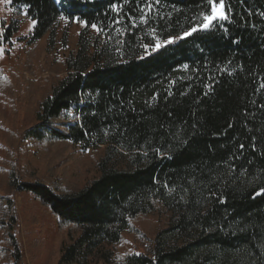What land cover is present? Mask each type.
Returning a JSON list of instances; mask_svg holds the SVG:
<instances>
[{"label":"trees","instance_id":"16d2710c","mask_svg":"<svg viewBox=\"0 0 264 264\" xmlns=\"http://www.w3.org/2000/svg\"><path fill=\"white\" fill-rule=\"evenodd\" d=\"M144 3L9 4L30 6V42L53 38L61 15L104 32L84 27L68 54L46 59L54 75L41 79L42 92L18 59L0 65V264H27L21 194L67 237L56 264H264V195L254 196L264 188V0H225L229 20L157 51L143 45L180 35L208 6L160 0L145 24ZM7 25L0 43L12 46ZM53 145L91 149L99 174L70 183L51 161Z\"/></svg>","mask_w":264,"mask_h":264},{"label":"rangeland","instance_id":"374dc122","mask_svg":"<svg viewBox=\"0 0 264 264\" xmlns=\"http://www.w3.org/2000/svg\"><path fill=\"white\" fill-rule=\"evenodd\" d=\"M57 1L59 2V0ZM8 8H12L13 11L9 12ZM20 8L0 3V23H11L16 28V33L13 36L14 44L12 46L0 44V47L5 49V53L0 55V65L8 64L15 67L16 59H18L21 62L20 73L30 79L33 88L42 92L41 88H36L40 85L41 79L54 75L53 71L47 68L46 59L55 60L75 48L84 26L68 19L67 22L60 20L55 28L53 38L46 34L37 41L30 42L29 37L33 27L30 26V20L18 10ZM91 29L95 31L93 28ZM10 51L14 54L13 56L8 55ZM64 74L65 72L61 73V75ZM0 114V124L3 123L7 126V111H3L1 103ZM5 119L6 122H2ZM4 132L3 126H0V146L5 143ZM60 147L61 149L53 145L51 161L58 165L59 172H63L67 176L66 180H69L70 183L83 185L99 174L98 168L91 159V149L84 150L79 146L71 145H60ZM112 157L120 166L121 160ZM42 162L40 161V163ZM15 206L20 216V241L26 263L56 264L61 249L67 242V237L58 233L54 217L27 194L19 195ZM27 228L35 229V233L28 235Z\"/></svg>","mask_w":264,"mask_h":264},{"label":"snow or ice","instance_id":"6c2138e0","mask_svg":"<svg viewBox=\"0 0 264 264\" xmlns=\"http://www.w3.org/2000/svg\"><path fill=\"white\" fill-rule=\"evenodd\" d=\"M0 3L8 5V4L12 3V0H0ZM159 3H160V0H145V3L140 8L142 15L139 17V19L142 23L146 24L148 22V16L151 15L153 9ZM206 4L208 6V10L202 11L199 13V15L197 17H194L193 23L191 24L189 29L185 30L180 35H177L174 37H169L166 40H161V39H159V37H155V29H153L152 34L155 37V43L151 46L148 44H144L143 47L145 48V50H148L151 47L152 51H157L160 48H162L168 44L175 43L177 40L185 39V38L193 35L194 33L199 32V31H209L214 26L219 25V22L226 21V20L230 19L231 9L228 6V4L225 3V0H206ZM29 7H30L29 5H24L22 8H20L18 10L21 12L22 15H24L25 17H27L30 20V26L34 27L36 25L37 21L28 16L27 9ZM121 8H122V5L121 6L112 5V11L116 12L118 15L120 14ZM8 11L11 12V11H13V9L8 8ZM261 15L264 16V13H261ZM67 19L68 18H66L64 15L60 16V20H64L67 22ZM73 22L79 23L84 27L90 26L91 28L96 30L98 34H102L104 32V29L99 27L97 24L92 23L89 25V23L87 21L82 20L79 17H75L73 19ZM120 23H121L120 19H115L113 21L114 25H118ZM133 26H135V24H133ZM220 26H222V25H220ZM7 27H8V25L6 23H4L3 25H0V36L3 35V33ZM114 30L118 34H122L121 29L115 28ZM110 38L111 37H109V39ZM234 43H238V41H234ZM4 53H5V49L3 47H0V55H3ZM188 67L189 66L187 64L184 65L185 69H187ZM3 79L7 80V77H3ZM206 87H210V86H206ZM260 90H264V80L261 81V83L259 84V88L257 89V91H260ZM169 94H171V93H169ZM154 99H155V97H154ZM260 107L264 108V104H262ZM231 126L232 125L230 124L229 127H231ZM244 147H245L244 144L239 145V149L241 152L243 151ZM253 149H255V145H253ZM157 151H159V150H157ZM232 159H236V157H232ZM164 187L170 188V185L165 184ZM259 195H264V188L258 189L254 193V196H259ZM209 196H210V198H213V197L217 198L220 203L225 202L224 199L216 197L215 193L210 192ZM134 255L139 256L141 254L140 253H134Z\"/></svg>","mask_w":264,"mask_h":264}]
</instances>
